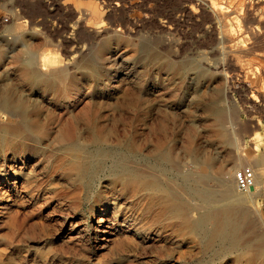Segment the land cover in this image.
Segmentation results:
<instances>
[{"label":"rangeland","instance_id":"rangeland-1","mask_svg":"<svg viewBox=\"0 0 264 264\" xmlns=\"http://www.w3.org/2000/svg\"><path fill=\"white\" fill-rule=\"evenodd\" d=\"M263 14L264 0H0V264H264ZM29 123L41 134H11ZM67 131L89 152L93 131L111 149H174L215 194L211 207L175 168L132 164L179 188L193 219L231 210L240 249L203 251L148 191L113 186L108 160L80 182L57 139ZM244 167L258 184L233 183L226 193L247 201L224 202L218 178Z\"/></svg>","mask_w":264,"mask_h":264},{"label":"bare ground","instance_id":"bare-ground-1","mask_svg":"<svg viewBox=\"0 0 264 264\" xmlns=\"http://www.w3.org/2000/svg\"><path fill=\"white\" fill-rule=\"evenodd\" d=\"M94 65L95 61H91L87 69L93 70ZM169 68H172V66L169 65ZM64 78L65 77H60V81H64ZM28 79L32 83H44L47 86H52L51 82L34 72L29 74ZM18 107L20 108V106ZM207 111L214 117L216 123L222 128H227L226 124L228 121L224 110L222 111L217 108L209 107ZM41 131L39 125L35 126L29 123L26 124L24 131L15 129L11 131V134H13L15 138L32 140L35 134H41ZM67 132L66 135L61 134L57 139L63 144L62 150L66 151L70 156L69 160L65 163V167L70 173L74 174L80 182L85 181L88 177H94V174H97L98 171L100 172V170L103 169V161L108 160L111 163L110 175H112L111 183L113 186H121L123 191H127L131 186L137 185L142 190L148 191L151 194L152 206H160V212L169 219L175 220L176 226L186 227L196 235L201 240L203 251L221 250L223 252H233L240 249L238 241L241 223L239 220H235L231 217V210L225 209L222 210V212L211 210L193 219L189 216L188 211L191 209L195 210L196 208H190L186 205L182 199L183 193L179 188L172 187L171 190L166 191L161 187L156 176L152 173L153 168L151 165L148 166L151 172L145 173L142 172L139 167L132 164L133 162L138 163L141 160L155 162V165H160V167L170 166L175 168L178 171L180 180L183 182L185 193L198 198L203 203L207 204L208 207H211L214 203L215 194L206 185L204 178L193 179L181 170L182 165L175 157L174 149L168 148L165 144H161V146H157L147 155L143 153L141 148L139 150L130 143L126 144L121 150H119V148L111 149L107 146L109 140L102 136L100 132L93 131L90 134L93 150L89 152L86 147L80 143L76 133ZM223 138H229L228 134L225 133ZM195 163H198V165L203 164L198 157ZM123 176H125L126 179H123ZM218 179L219 187L223 191L221 199L224 202L244 204L247 201L241 195L226 193L234 183V172L225 173ZM257 184L256 178V185ZM242 217L244 218V215ZM262 256L264 259V252Z\"/></svg>","mask_w":264,"mask_h":264},{"label":"built area","instance_id":"built-area-1","mask_svg":"<svg viewBox=\"0 0 264 264\" xmlns=\"http://www.w3.org/2000/svg\"><path fill=\"white\" fill-rule=\"evenodd\" d=\"M234 178L235 186L239 192L246 193L256 186V174L251 167L239 169L235 172Z\"/></svg>","mask_w":264,"mask_h":264}]
</instances>
